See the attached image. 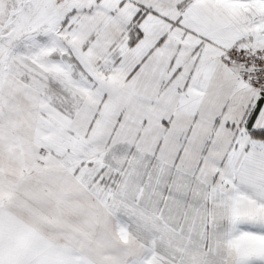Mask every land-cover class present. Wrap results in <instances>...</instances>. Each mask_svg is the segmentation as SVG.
<instances>
[{
  "label": "snow or ice",
  "instance_id": "6c2138e0",
  "mask_svg": "<svg viewBox=\"0 0 264 264\" xmlns=\"http://www.w3.org/2000/svg\"><path fill=\"white\" fill-rule=\"evenodd\" d=\"M0 264H264V0H0Z\"/></svg>",
  "mask_w": 264,
  "mask_h": 264
}]
</instances>
